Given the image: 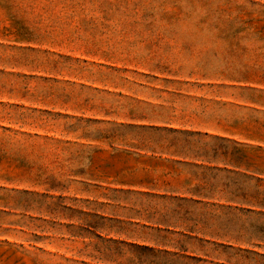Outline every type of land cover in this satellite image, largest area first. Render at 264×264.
Instances as JSON below:
<instances>
[{"label":"rangeland","instance_id":"374dc122","mask_svg":"<svg viewBox=\"0 0 264 264\" xmlns=\"http://www.w3.org/2000/svg\"><path fill=\"white\" fill-rule=\"evenodd\" d=\"M143 136L223 164L186 188L264 204V0H0V264H264V217L212 209L238 243L153 253L130 184L172 159L125 155Z\"/></svg>","mask_w":264,"mask_h":264},{"label":"crops","instance_id":"0c3cea01","mask_svg":"<svg viewBox=\"0 0 264 264\" xmlns=\"http://www.w3.org/2000/svg\"><path fill=\"white\" fill-rule=\"evenodd\" d=\"M159 125H163L164 127H160ZM135 128L142 130L144 133L158 132L175 136L209 137L206 132L201 134L200 132H195L194 129H186L187 127L185 126H170L164 123H150L148 126H138ZM151 140L153 139L147 136L140 137L139 142L145 145L135 148V150L144 155L128 152L125 155L149 161H154L155 156H166L172 159H162L161 161L158 159L157 162L162 163L163 169H141V171L145 172L144 177L141 180L129 183L130 185L134 184L144 188L146 193H139V195L144 196L149 201L153 200L161 204V210L154 211V209H151L153 213L138 215V219H142V222L147 225H144L143 228L149 231L150 234L156 235L154 241L158 242L160 244L159 247L162 248V251H153V253L174 257L178 260L196 259V262H199L200 259H197L196 256L206 252L205 246H215L218 249H222V245H226L227 243H238V237H233L232 232L228 234L221 223L197 220L194 217V210L212 209L213 212L219 213L213 215L217 218L221 216L220 213L222 212L264 217L263 203L253 204L251 201L243 203L235 195L228 197L224 195L225 193H215L214 191L185 187V185H191L193 177L185 173L184 169H198L202 164V167L206 171H220L218 168L220 165L223 166V164L217 163L215 157L208 159L204 158L203 155L182 153L174 150V145L165 144V146H159L151 143ZM198 163L201 164L199 165ZM166 168H169V170ZM139 170L140 168L137 165L130 174L136 173ZM182 175L187 177L185 179L191 180H186L183 182V186L180 187L177 181ZM212 193L215 194L213 195ZM172 240H176L177 245L170 244ZM181 243H187L191 246L198 245V248L189 249L188 247L179 245ZM249 243L250 245L252 244L251 242ZM170 251H174V253Z\"/></svg>","mask_w":264,"mask_h":264},{"label":"trees","instance_id":"16d2710c","mask_svg":"<svg viewBox=\"0 0 264 264\" xmlns=\"http://www.w3.org/2000/svg\"><path fill=\"white\" fill-rule=\"evenodd\" d=\"M248 242V241H247ZM248 244H250L249 242H248ZM227 246H225V245H222V248L224 249V248H226Z\"/></svg>","mask_w":264,"mask_h":264}]
</instances>
